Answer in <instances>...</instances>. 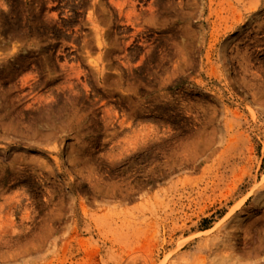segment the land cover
Here are the masks:
<instances>
[{
	"label": "rangeland",
	"instance_id": "rangeland-1",
	"mask_svg": "<svg viewBox=\"0 0 264 264\" xmlns=\"http://www.w3.org/2000/svg\"><path fill=\"white\" fill-rule=\"evenodd\" d=\"M0 264H264V0H0Z\"/></svg>",
	"mask_w": 264,
	"mask_h": 264
}]
</instances>
